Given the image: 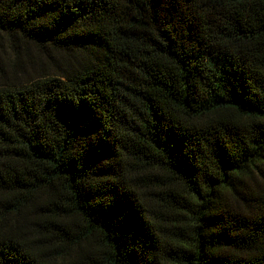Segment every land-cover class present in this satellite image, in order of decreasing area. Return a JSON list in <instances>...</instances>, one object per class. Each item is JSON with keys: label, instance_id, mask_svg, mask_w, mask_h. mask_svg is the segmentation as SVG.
Segmentation results:
<instances>
[{"label": "trees", "instance_id": "1", "mask_svg": "<svg viewBox=\"0 0 264 264\" xmlns=\"http://www.w3.org/2000/svg\"><path fill=\"white\" fill-rule=\"evenodd\" d=\"M0 264H264V0H0Z\"/></svg>", "mask_w": 264, "mask_h": 264}]
</instances>
